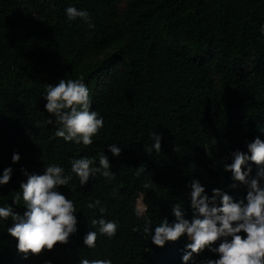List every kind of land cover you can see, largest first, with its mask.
Listing matches in <instances>:
<instances>
[{
	"label": "trees",
	"instance_id": "1",
	"mask_svg": "<svg viewBox=\"0 0 264 264\" xmlns=\"http://www.w3.org/2000/svg\"><path fill=\"white\" fill-rule=\"evenodd\" d=\"M72 5L87 9L95 27L68 21L64 9ZM261 25L264 0H0V175L13 170L0 186V206L23 215V200L14 204L12 197L26 182L25 171L43 174L45 164H60L68 174L73 158L98 161L97 153L105 152L115 173L112 181L97 173L84 186L73 174L68 186H60L77 210V232L66 244L25 259L7 231L11 218L0 220V264H78L80 258L183 264L187 234L156 246L141 234L144 220L134 208L147 205L154 230L164 218L175 220L177 202L192 219L193 178L209 196L213 188L234 200L246 196L244 185L231 187L224 164L232 163L234 151L247 152L257 136L264 140ZM80 77L89 88L90 110L104 119L88 146L54 136L58 124L55 117L48 123L42 97L47 83ZM153 131L162 134V150L149 155L144 145L152 144ZM111 143L122 147L118 157L108 151ZM13 152L21 156L16 163ZM249 164L255 173L256 164ZM95 199L106 213L86 207ZM101 215L118 222L117 233L112 239L98 235L96 248H87L90 219ZM218 257L206 248L193 262Z\"/></svg>",
	"mask_w": 264,
	"mask_h": 264
},
{
	"label": "clouds",
	"instance_id": "2",
	"mask_svg": "<svg viewBox=\"0 0 264 264\" xmlns=\"http://www.w3.org/2000/svg\"><path fill=\"white\" fill-rule=\"evenodd\" d=\"M68 21L79 18L89 28H94L91 14L87 9H78L68 6L64 9ZM264 36V25L259 28ZM42 97L46 100L44 109L49 113L48 123L58 124L54 132L55 137L62 138L64 142L83 144L93 143V137L104 127V119L97 111L91 109L89 88L84 79L60 78L57 83H47ZM264 132V128L260 129ZM152 144L144 145L147 154L162 150V134L151 132ZM113 156H119L122 147L116 143L107 145ZM178 151V146L174 148ZM250 153V154H249ZM96 157L87 155L73 158L70 162L71 170L65 174L60 164H45L43 174H28L26 182H21L20 190L12 197L14 204L21 199L26 211L23 215L15 212L11 205L0 206V220L11 218L12 226L7 228L8 233L17 239L16 248L24 258L30 254H40L43 250H51L58 242L66 244L69 237L77 232V210L73 200L61 193L60 186H68L73 180V174L84 186L89 179L97 173L107 178L115 179V173L109 157L97 153ZM21 159L18 152H13L12 162ZM257 166L256 175L251 176L252 167L249 162ZM224 170L231 172L234 183L232 188L239 185L247 187L244 198L234 200L231 195L213 188L209 196L198 179L190 181V207L193 211L191 220L185 218L183 204L172 205V214L175 220L169 223L167 218L152 228V221L147 213V205L139 203L134 208L137 218L144 220L142 235L151 240L156 246L163 247L166 242L177 241L187 234L191 241L185 245L182 256L183 264H194V254H199L206 248L219 254L217 259H205L200 264H264V140L257 136L247 143V152L236 150L232 153V163L224 164ZM12 168L7 167L0 175V186L8 184L12 177ZM149 188L150 184H145ZM116 195L114 190L112 193ZM88 209H98L100 214L107 212L99 199L89 200ZM94 228L83 237L87 248L97 246V237H115L119 224L116 220H106L103 215L99 219H90ZM134 228L133 231H137ZM241 233L246 235L242 236ZM218 246H214L216 241ZM50 264V262H49ZM78 264H113L110 258L88 259L80 258Z\"/></svg>",
	"mask_w": 264,
	"mask_h": 264
},
{
	"label": "rangeland",
	"instance_id": "3",
	"mask_svg": "<svg viewBox=\"0 0 264 264\" xmlns=\"http://www.w3.org/2000/svg\"><path fill=\"white\" fill-rule=\"evenodd\" d=\"M255 175H256V172L251 174L252 177H254ZM244 189L247 191V187L246 186H244Z\"/></svg>",
	"mask_w": 264,
	"mask_h": 264
}]
</instances>
